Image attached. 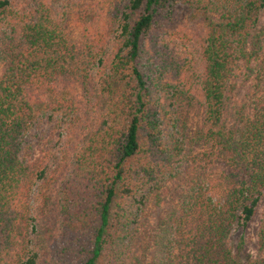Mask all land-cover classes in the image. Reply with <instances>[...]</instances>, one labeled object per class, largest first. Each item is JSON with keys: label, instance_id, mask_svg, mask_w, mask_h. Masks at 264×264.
<instances>
[{"label": "trees", "instance_id": "16d2710c", "mask_svg": "<svg viewBox=\"0 0 264 264\" xmlns=\"http://www.w3.org/2000/svg\"><path fill=\"white\" fill-rule=\"evenodd\" d=\"M175 1L120 0L115 34L96 29L97 47L84 51L49 0H0V264H264V212L256 257L230 242L264 197V0H202L215 17L192 73L209 147L191 157L185 135L163 129L161 88L143 58L156 16ZM235 79L249 85L230 114ZM44 114L75 135L66 174L56 156L54 169L21 159ZM49 175L60 184L56 226L34 244L49 205L33 218V188ZM179 176L182 202L153 237L140 223L150 195Z\"/></svg>", "mask_w": 264, "mask_h": 264}, {"label": "rangeland", "instance_id": "374dc122", "mask_svg": "<svg viewBox=\"0 0 264 264\" xmlns=\"http://www.w3.org/2000/svg\"><path fill=\"white\" fill-rule=\"evenodd\" d=\"M49 2L50 8L65 25L69 43L84 51L97 47V40L101 37L98 36L99 32L96 29L108 36L115 34L118 29L122 11L120 0H49ZM209 12L210 7L202 0H176L168 16H156L154 28L146 38L143 54L146 68L161 88L163 114L167 115L163 119V129L168 134L176 128L185 135L187 155L190 157L209 147L198 138L199 133L205 129V103L197 76L192 73L196 67L194 51L202 46L211 29V21L215 17ZM85 25L91 27V33L85 31ZM243 78L244 75L241 80H244ZM232 82L234 85L232 87L236 88H232L229 96L230 114L232 104L244 98L249 85L246 83L245 86L240 79ZM74 88L76 89V85ZM35 96L39 98V94L35 93ZM42 99L48 100L46 96ZM61 122V117L44 114L31 124L24 136L20 153L25 164L43 168L52 166L54 169L52 158L56 156L61 160L57 174L62 172L66 174L68 169L66 162L69 159L67 157L73 156L76 138L75 135L72 138L67 137V128ZM48 180H50L48 185L41 183L33 188V218L40 203L46 201L49 205L48 209L41 207L39 210L46 212L43 213V221L37 223V231L31 234L34 244H39L37 242L52 233L56 226L53 204L59 199L60 184L58 180H54L53 175H49ZM181 182L182 178L179 176L172 182L162 185L159 192L154 191L150 195L147 210L140 220L141 226H144L149 235L155 237L157 232L163 230L170 216L168 214L174 212L176 214L179 203L182 202L178 187ZM263 212L264 197L252 222L247 227L236 228L230 238L235 249L242 240L245 242L243 254L247 257L254 258L257 255V234ZM156 242L157 247L161 246L157 240ZM166 244L165 242L163 246ZM157 250L159 251H152L154 256H163L162 250L160 248ZM149 259L151 261V257L147 263Z\"/></svg>", "mask_w": 264, "mask_h": 264}]
</instances>
